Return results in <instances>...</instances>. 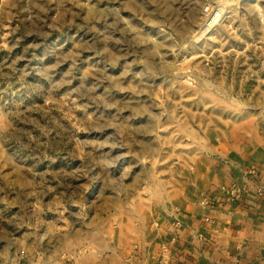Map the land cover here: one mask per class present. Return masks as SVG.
Masks as SVG:
<instances>
[{
	"label": "rangeland",
	"instance_id": "obj_1",
	"mask_svg": "<svg viewBox=\"0 0 264 264\" xmlns=\"http://www.w3.org/2000/svg\"><path fill=\"white\" fill-rule=\"evenodd\" d=\"M206 4L0 0V264L116 245L184 161L264 156V0L212 30Z\"/></svg>",
	"mask_w": 264,
	"mask_h": 264
},
{
	"label": "crops",
	"instance_id": "obj_2",
	"mask_svg": "<svg viewBox=\"0 0 264 264\" xmlns=\"http://www.w3.org/2000/svg\"><path fill=\"white\" fill-rule=\"evenodd\" d=\"M176 170L170 187L136 214L127 239L59 263L163 264L166 247L167 264H264V156L208 152ZM233 184L242 188L235 198L226 190Z\"/></svg>",
	"mask_w": 264,
	"mask_h": 264
},
{
	"label": "built area",
	"instance_id": "obj_3",
	"mask_svg": "<svg viewBox=\"0 0 264 264\" xmlns=\"http://www.w3.org/2000/svg\"><path fill=\"white\" fill-rule=\"evenodd\" d=\"M238 0H207L206 7L204 8V22L202 26L204 28H208V30L214 29L221 20H223L227 13L229 12L228 10L230 8H227L228 6H234ZM212 22V26L210 23ZM228 193L232 197H237L241 194L242 188H240L238 185L233 184L230 187L226 189ZM263 188H259V192H262ZM167 251L166 247L163 248V251L161 253V261L163 264L168 263V258L166 257Z\"/></svg>",
	"mask_w": 264,
	"mask_h": 264
}]
</instances>
